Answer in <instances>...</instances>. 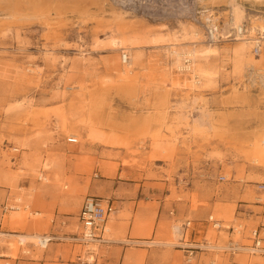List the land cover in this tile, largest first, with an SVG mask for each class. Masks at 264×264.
<instances>
[{
    "label": "rangeland",
    "instance_id": "rangeland-1",
    "mask_svg": "<svg viewBox=\"0 0 264 264\" xmlns=\"http://www.w3.org/2000/svg\"><path fill=\"white\" fill-rule=\"evenodd\" d=\"M30 1L0 0V264L92 262L99 246L71 238L83 198L100 196L106 181L143 180L160 192L166 205L155 237L168 246L186 220L198 224L195 241L249 244V231L264 225V165L251 148L264 131V43L255 53L253 40L235 37L230 4L195 0L218 26L210 40L204 14L183 15L190 0H105L85 13ZM116 11L122 26L112 23ZM243 11L246 37L259 36L249 17L264 18V5L246 2ZM206 46L214 52L189 65L182 57L188 68H179L176 52ZM110 230L107 223L104 238ZM43 234L61 239L41 248L21 237ZM208 253L207 263L231 262ZM233 260L264 264V255Z\"/></svg>",
    "mask_w": 264,
    "mask_h": 264
},
{
    "label": "crops",
    "instance_id": "crops-1",
    "mask_svg": "<svg viewBox=\"0 0 264 264\" xmlns=\"http://www.w3.org/2000/svg\"><path fill=\"white\" fill-rule=\"evenodd\" d=\"M262 134L264 131L253 135L251 139L254 141L257 136ZM105 183L99 194L109 197L115 210L111 213L112 218L107 220L111 228L109 238H104L105 242L96 243L100 251L94 254L93 261L89 264H186L182 263L185 257L182 249L174 245L168 246L155 237L158 221L165 213L166 205L164 199L160 198V192H155L153 187L146 186V182L143 180L137 182L106 181ZM152 223L153 225H151ZM197 229L198 224L191 233V240L202 236V234H198L199 230ZM229 236L231 238L232 234ZM178 238L179 234L177 233L175 239L178 240ZM151 241L158 243L150 245ZM206 255L211 254L208 252L198 253L195 264H217L213 259L209 263L205 262ZM80 259L78 257V260ZM20 262L18 260L17 264ZM81 263L84 264L86 261L77 264ZM29 264L54 263L37 261L29 262ZM59 264L74 263L69 260H61Z\"/></svg>",
    "mask_w": 264,
    "mask_h": 264
},
{
    "label": "built area",
    "instance_id": "built-area-1",
    "mask_svg": "<svg viewBox=\"0 0 264 264\" xmlns=\"http://www.w3.org/2000/svg\"><path fill=\"white\" fill-rule=\"evenodd\" d=\"M190 6L187 7L183 13L184 16L194 19L198 21L201 16H203L204 9L197 3L195 0H190ZM203 24L205 28V34L210 40H214L218 35V26L213 21L212 15L208 14L207 16L204 14L202 17ZM245 30V25H243ZM216 36V37H215ZM260 51V47H254V52L258 53ZM129 57L126 52H122L120 61L121 63H126ZM67 142L75 143L77 139L75 137H67ZM223 176H219V180H223ZM258 188L264 191V182L259 183ZM7 207H3V211L5 212ZM115 208L112 206L110 199L103 198L95 195H86L81 203L80 210L78 213V223L80 227V231L74 238L80 243L89 244V243H100L105 242L106 239L102 237V235L106 232V222L111 213ZM211 223V226L215 229L220 228V223L216 219H212V217L208 218V221ZM191 220H186L179 227H177L179 238L177 243H173L174 246L180 248L184 251L185 260L187 262H191L193 259H196L198 253L203 252H214V253H222L227 254L228 258L231 260L230 264H236L233 258L240 254L245 253L247 255H264V225H258L252 228L249 231L248 239L251 241L249 244H242L239 241H234L229 239L226 245H218L216 243H210L206 239H203L202 242H198L195 240H191L192 228L190 226ZM231 232L234 231V227H231ZM235 231L238 233L240 230ZM60 237L54 234H43L40 235V238L37 239V246L41 248H46L47 245L53 240H60ZM158 242L151 241L150 245H156Z\"/></svg>",
    "mask_w": 264,
    "mask_h": 264
},
{
    "label": "bare ground",
    "instance_id": "bare-ground-1",
    "mask_svg": "<svg viewBox=\"0 0 264 264\" xmlns=\"http://www.w3.org/2000/svg\"><path fill=\"white\" fill-rule=\"evenodd\" d=\"M16 1V0H15ZM32 1V0H31ZM30 1V2H31ZM85 2L87 1L86 5H82L81 3L82 2ZM222 1H225V3L228 2V4H230L231 6V9H230V13H231V24L234 26V34L236 35L235 37L240 38L242 37V39L248 41V39H251L253 40V43L254 45L258 46V47H262L263 43H264V18L263 16H260V15H255V16H250L249 17V24H250V33H256L259 34V36H250V37H246V33L244 32H247L248 31V28L246 30H244L243 28V25H242V18L244 16V11H243V4H245L246 2L247 3H251V5L255 6V7H260V6H263L264 5V0H200L201 4L205 5V7L207 5H212V4H215V3H219V2H222ZM6 2V1H5ZM35 2V1H34ZM34 2H31V3H34ZM38 2V1H37ZM103 2H105V0H46L45 1V4L49 3L47 5V7H54V8H62V7H66L67 5L68 6H74V8L76 9H79L80 12L82 13H85L86 9H87V6L89 4H92L93 6H96L98 9H103ZM2 3V2H1ZM36 3V2H35ZM223 3V2H222ZM4 4V3H3ZM8 4V3H7ZM20 4V3H19ZM30 4V3H29ZM44 4V5H45ZM5 5V4H4ZM36 5V4H35ZM41 5V3H40ZM6 6V5H5ZM14 6V5H13ZM35 7V6H34ZM15 9V8H14ZM35 9V8H34ZM52 9V8H51ZM50 10V9H49ZM63 10V8H62ZM76 13L78 14L77 10H75ZM98 11V10H97ZM104 11V10H103ZM45 12V11H44ZM204 12H206V10H204ZM48 13V12H47ZM46 13V14H47ZM100 13V12H99ZM207 13V12H206ZM50 14V12H49ZM84 15V14H83ZM124 12L122 11H116V12H113L111 13V16H112V20L113 22L112 23H116L118 26H120L121 24L124 23ZM245 17V16H244ZM111 18V17H110ZM109 18V19H110ZM86 19V17H85ZM102 19V18H101ZM101 19H97V23H101L102 20ZM104 19V18H103ZM108 20V18L106 19ZM104 20V21H106ZM83 23L86 22L84 21V19L82 20ZM91 23V22H90ZM105 23V22H103ZM122 26V25H121ZM191 28V27H190ZM193 28V27H192ZM192 35L195 37L198 35L197 33V30H194V29H191L190 30ZM112 42L114 44H119V48H121V42H118L117 40L115 39H112ZM124 51V50H123ZM214 52V49L213 47H205L199 51H196V50H193V49H190L188 51H179V52H176V60H177V64L179 66V68H188V65H189V62L192 61L194 62V60L198 57V56H207L209 53H212ZM128 55V54H127ZM182 57L183 59L186 58V61L188 62V65H181L180 61L182 60ZM121 58V56H120ZM131 60V57H129L128 61L126 63H122V64H126V66H128L129 64V61ZM180 63V64H179ZM198 73L197 75L198 76H204L206 79H209L210 78V73L207 72V71H204V70H201V69H198ZM258 73L259 74H263V70L262 69H259L258 70ZM131 75V74H130ZM126 78V77H125ZM124 79V77H123ZM196 82H199L198 80H196ZM231 99V98H230ZM240 101V100H239ZM230 103V102H229ZM243 103V102H242ZM241 103V104H242ZM162 104V103H161ZM225 105V104H224ZM94 106V105H93ZM91 109V107H90ZM92 113L93 110H89V113ZM232 112V111H231ZM90 113V114H91ZM232 116V115H231ZM88 119V118H87ZM90 119V117H89ZM222 119V118H221ZM223 120V119H222ZM88 121V120H87ZM92 118H91V121L90 123H92ZM89 123V121H88ZM240 125V124H239ZM152 130V129H151ZM111 137V140L110 141H113L115 139V135L114 134H111L109 135ZM106 137V136H105ZM251 148H252V151H253V154H254V160L256 162H260L261 165H264V134L262 135H259L257 136V139H255L253 142H252V145H251ZM251 150V149H250ZM251 152V151H250ZM174 233L177 234L178 233V230H177V227L174 228ZM14 236H17V235H14ZM18 237V236H17ZM21 237H23L25 240L26 239H29V240H33L35 239V242H36V239H39L40 236L39 235H35V236H31V235H21ZM19 238V241L21 243H25V241L21 240L20 237ZM34 241H32L33 243ZM30 243V241H29ZM35 244V243H34Z\"/></svg>",
    "mask_w": 264,
    "mask_h": 264
}]
</instances>
